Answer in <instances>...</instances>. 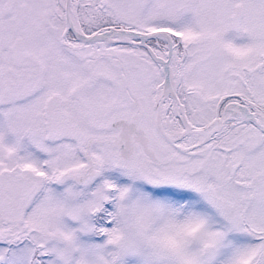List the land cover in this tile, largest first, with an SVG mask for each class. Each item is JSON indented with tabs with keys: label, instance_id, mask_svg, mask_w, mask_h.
I'll list each match as a JSON object with an SVG mask.
<instances>
[{
	"label": "snow or ice",
	"instance_id": "obj_1",
	"mask_svg": "<svg viewBox=\"0 0 264 264\" xmlns=\"http://www.w3.org/2000/svg\"><path fill=\"white\" fill-rule=\"evenodd\" d=\"M0 264H264V0H0Z\"/></svg>",
	"mask_w": 264,
	"mask_h": 264
}]
</instances>
